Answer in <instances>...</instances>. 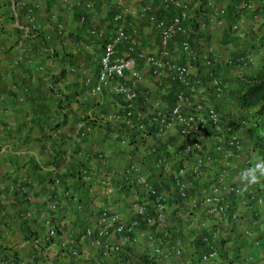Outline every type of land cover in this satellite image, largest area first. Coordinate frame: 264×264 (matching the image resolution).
<instances>
[{
	"label": "crops",
	"instance_id": "1",
	"mask_svg": "<svg viewBox=\"0 0 264 264\" xmlns=\"http://www.w3.org/2000/svg\"><path fill=\"white\" fill-rule=\"evenodd\" d=\"M183 1L189 8L185 24L193 30L192 49L196 55L204 53L201 41L214 49L218 56L212 67L215 74L220 70V62L238 60L250 52L240 48L233 50L232 57L224 58L221 51L230 38L225 29L208 25L197 33L191 25L192 20L205 19L206 15L198 10L206 0ZM243 1H228L232 2L228 11L233 3ZM71 2L72 6L61 0H0V264H68L63 248H75L79 255L72 261L76 264H118L113 252L104 254L85 232L98 228L102 209L119 213L126 223L135 219L132 206L145 201L138 192L119 185L122 171L132 161L142 164L143 176L150 182L161 181L153 176L159 155H167L172 167L177 165L171 152L177 141L176 133L164 143L151 135L141 138L135 134L133 142L123 145L120 140L127 129L105 119L109 113H122L121 98L107 89L97 95L91 93L97 81L103 44L115 34L113 17L121 7L130 9L123 21L126 33L140 42L138 49L156 55L158 31L148 23L146 14L144 17L140 14L148 9L147 13L166 19L176 11L166 7L162 0ZM88 4L90 9L86 8ZM253 6V11L245 15L247 38H231L244 42L249 34V43L259 48L262 35L254 34L264 29V21L259 17L264 0L254 1ZM211 13L218 15L216 10ZM228 16L230 19L231 15ZM127 47V41L117 45L118 54L125 56ZM176 47L174 40L170 44L173 59L179 55ZM259 62L248 71L255 72ZM236 65L234 62L228 66L226 78L235 76L231 68ZM139 66L144 84L138 88L135 107L136 113L147 114L151 100L161 97L171 102L172 84L167 75L157 81L142 62ZM190 67L192 78L198 79L196 62L191 61ZM87 79L90 83L85 85ZM205 95L221 114H226L224 111L230 108L225 104L226 93L219 100L209 90ZM146 98L148 103L144 101ZM223 117L222 120H230ZM151 148L159 149L158 153L151 154ZM245 153L255 157L248 148ZM233 174L229 179L235 182ZM171 190L170 187L162 190L168 196L167 221L170 228L174 226L171 231L182 232L178 240L183 256L161 259L163 264H213L200 260L203 250L199 241L202 233L197 227L200 220L207 223L222 247L221 256L216 259L218 264H264V205L238 208L235 223L209 219L203 207L193 210L190 217L177 208ZM253 191L264 198V184L247 190L248 194ZM52 204L56 205L55 210L51 209ZM47 221L56 229L52 238L48 236ZM146 229L164 249L169 248L166 232L156 226ZM128 239L127 235H112L104 238L103 243L120 246L129 254L146 249L145 243L133 245Z\"/></svg>",
	"mask_w": 264,
	"mask_h": 264
},
{
	"label": "built area",
	"instance_id": "2",
	"mask_svg": "<svg viewBox=\"0 0 264 264\" xmlns=\"http://www.w3.org/2000/svg\"><path fill=\"white\" fill-rule=\"evenodd\" d=\"M65 4L72 6L71 0H61ZM228 0L218 2L206 0L204 8L218 11V15L208 17V25H213L219 29H225L226 21L223 17ZM166 7H172L176 11L169 18L162 19L155 13H147L144 10L140 15L158 31V54H154L145 49H138L140 42L134 35H128L125 31L123 21L130 14L129 7H121L120 11L113 17L116 24L115 34L103 45L102 53L99 56V72L96 83L91 88L93 95L100 94L107 89L111 94L121 98L123 104L119 107L122 110L109 113L105 116L108 122H118L142 137L148 136V129L153 128V137L160 142H167L172 133H176L177 141L171 147L172 157L177 159V165L173 169L170 158L164 155L156 158L155 173L162 171L172 175L173 189L178 198L185 201L188 212L187 216H192V212L199 207L207 218L228 221L235 223L238 221V208H254L264 205V198L259 192L253 191L248 194L241 189L238 180L240 171L250 164L252 159L246 155L245 148L236 133L223 124L219 110L211 103L205 95L206 88L200 79H193L191 74V61H196V54L191 45V27L185 22L188 17V5L183 0H162ZM77 5V3L75 4ZM87 9L91 5H86ZM241 8L251 10L252 2H245ZM200 23V30L208 26ZM231 35L242 39L245 36V19L241 16L230 27ZM93 35L97 33L91 31ZM101 37V34H98ZM176 38L177 52L176 59L172 58L170 44ZM127 41V54H118L117 45ZM203 48L201 55V65L208 74V84L214 99H223L228 85L218 79L212 71L215 59L218 57L214 49L200 42ZM143 63L148 67L151 76L159 81L167 75L171 83L177 88L173 91V101L168 103L158 97L151 100L149 112L136 113L135 104L138 101V88L144 84V74L139 66ZM247 66L253 62L252 56H242L238 60L226 59L225 64L232 66ZM90 83V79L85 81V85ZM148 103V99L144 100ZM145 103V104H146ZM120 143L126 145L127 137H122ZM156 148H151L150 153L155 154ZM234 173L235 182L229 177ZM210 175L212 177H210ZM125 185L140 188L144 203H135L132 206L134 216L144 217L142 221L147 228L156 226L160 231L170 228L167 221V210L169 208L168 196L163 192H158L152 182L146 179L142 173V164L139 161H132L122 171ZM212 178V179H209ZM190 191L192 193H190ZM152 201L154 214L146 213V206ZM52 210L56 205L52 204ZM48 225V236L54 237L56 229ZM197 227L202 233L201 241L205 250L200 256L202 262L217 263V258L221 256V246L207 223L203 220L197 222ZM86 236L93 237L94 246L101 248L104 254L113 251L119 252L121 247H112L103 243L104 238L112 235H127L128 241L133 245L146 243L152 248L154 254L164 260L181 259L183 248L179 240L172 243L169 248L161 249L148 232L139 228V221L135 218L130 223H126L117 212H110L102 209L98 218V228L88 229ZM246 234H250L246 231ZM65 245V244H64ZM62 244V246H64ZM72 255L78 256L77 251ZM120 264V263H118Z\"/></svg>",
	"mask_w": 264,
	"mask_h": 264
},
{
	"label": "trees",
	"instance_id": "3",
	"mask_svg": "<svg viewBox=\"0 0 264 264\" xmlns=\"http://www.w3.org/2000/svg\"><path fill=\"white\" fill-rule=\"evenodd\" d=\"M228 1H230V0H228ZM244 1H246L247 3L249 1L253 3L256 0H244ZM244 1H243V4L245 3ZM233 2H235V1H233ZM231 3L232 2H228V6L225 8V10H224L225 13L223 15V17L225 18V21H226V27H225L224 32L229 37H232L231 29H230L231 25L233 23H235L243 15H244V19L246 22V20H247L245 18L246 12H251V11H253V8H254V6H253V8L251 10L245 11L243 8H241V6L243 4L242 3L240 4V2L239 3L237 2V3H233L231 9L228 11V7L230 6ZM203 5H205V4H203ZM203 5L200 6V10H198V11L206 15L205 19L203 20V22H199V21L197 22V21L192 20V24H191L197 33L200 30V26H199L200 23H205L208 25V17L210 15H212L211 10L208 11L206 8H203ZM229 14L231 15L230 19L228 16ZM259 17H260V20L264 21V9H262L259 12ZM191 38L189 40H191ZM245 38H246V32H245V36L241 40H243ZM179 39L180 38H176L175 39L176 42H178ZM107 42H108V40L105 41L104 44H106ZM258 42L260 43L259 48H257L256 46L253 47V45H251L253 47V50H255V53L257 52L256 56H261L258 69L253 73L251 71H248V72L246 71L244 75L236 77L233 84L231 85V87H229V89L226 90L225 104L227 106H229V104H232L233 109H235L237 111V113L235 114V117H231L226 112L227 115L225 117H227V119H230L229 120L230 122L225 120V118L223 117L224 118L223 124L227 128H230L233 133H236L238 135V137L240 138V140L242 141V143L244 145L245 150H246V148H248V151L254 153L255 158H258L257 160L264 159V37L259 39ZM190 45H192L191 42H190ZM256 49H257V51H256ZM201 55H196V61H195L196 67L198 70V74L201 75L202 73H204V75L206 76L208 74V72H206L205 69L203 68V66L201 65ZM243 56H252L253 62L247 66L236 65L237 67L244 69L248 66L255 65L256 57L253 54V52L244 54ZM213 73L215 74L214 71H213ZM215 76H216V74H215ZM199 78H200V76L198 75V79ZM171 84H172L171 89H172V91H174L177 88V86L173 83H171ZM170 101H171L170 103H172L173 99H170ZM220 114H221V112H220ZM224 114H221V116ZM120 125H121V127H124L125 129H127V133L124 134L123 137H127L129 143L134 141L133 135H135V134L139 135V137L142 138L141 134L135 133L132 130L128 129L124 123L120 124ZM153 134H154L153 128H149L148 129V135L153 136ZM158 151H159V149L155 150V152H156L155 154H157ZM160 156L161 155H159V157ZM164 156L168 157L167 155H164ZM175 167L176 166H174L173 169ZM154 171H156V170H154ZM153 176L155 178L157 177V179L161 178V181L152 182V184L154 185L156 190L158 192H162L163 189L166 190L169 187L172 188V190L170 191V194L174 197L177 208H179L183 212L187 213L188 207H186L185 201L178 198L176 192L173 189L172 175L170 173H164L162 171H159V172L153 174ZM122 179L123 178L121 177L120 178V184H119V185H121V187H123L124 189H126V188L127 189H129V188L133 189L134 191L138 192V196L140 198L143 197L140 188H134L133 186L125 185V183L123 182ZM79 181H80V179H79ZM190 193H192V192L190 191ZM146 213L150 216L154 214V206H153L152 201H149V204H147ZM135 218L139 221V228L146 230L147 227L144 224V222L142 221V219L144 217L136 216ZM172 228H168V229H166V231H164L169 235V239H170L169 244H172L176 240H178L180 237V234L182 233L179 229L171 231ZM153 239H154V242L161 249H164L163 245H161L157 241V239H155L154 237H153ZM199 241H200L201 247H203V250H202V252H203L205 250L204 244L202 243L201 238ZM217 242H219V241H217ZM144 245H145L144 247L146 249L141 250V251H134L131 254H129L128 250H125V249H120L119 252L113 251V253L112 252H110V253H112L115 256V258L117 259V262L120 264H163V262L161 261V258L156 256L154 254V252L151 251L152 248L149 247L146 243ZM71 249L72 248H70V250L68 248L67 249L63 248L62 251L67 252V257L69 259L68 264H76L72 261V259H74V257H75L74 255H72V252L76 251V250H75V248H74V250H71ZM83 264H85V263H83Z\"/></svg>",
	"mask_w": 264,
	"mask_h": 264
},
{
	"label": "rangeland",
	"instance_id": "4",
	"mask_svg": "<svg viewBox=\"0 0 264 264\" xmlns=\"http://www.w3.org/2000/svg\"><path fill=\"white\" fill-rule=\"evenodd\" d=\"M227 35V34H226ZM254 35H256L257 37L258 36H260V35H262V38L264 37V29H262V30H260V31H258V34H254ZM228 36V35H227ZM255 36V37H256ZM229 37V36H228ZM246 38H247V35H246ZM251 36L248 34V39H246L244 42H238V41H235L236 39H233V38H228L227 40H226V47H225V49H222L221 48V46H219L221 49H222V54H223V57L224 58H229V57H232L231 55V53L232 52H234L233 50H235V51H237L238 49H240L241 48V50H244V49H249V51L250 52H253V54L255 55V57H256V63L257 62H259L260 61V57L261 56H256V53H255V50H253V47L251 46V44L249 43V42H251ZM227 45H231V46H233V47H227ZM255 49V48H254ZM228 52V53H227ZM250 52H248V53H250ZM226 53V54H225ZM255 63V64H256ZM220 64H221V67H220V70L219 71H216V77L218 78V79H220L223 83H225V84H227L228 85V89H229V87H231V85L233 84V82H234V80H235V76L236 75H238V77L239 76H241V75H244L245 74V72L246 71H248L249 69H252V68H254L255 67V65H252V66H248V67H246V68H244V69H241V68H239V67H237V66H233L232 68H231V70L233 71V74L235 75V76H233V78L231 77V78H226V69L228 68V66L225 64V63H223V62H220ZM198 73V72H197ZM201 81H202V85L206 88V90L208 91H210V88H209V80L206 78V76L204 75V73H202L201 75H200V78H199ZM205 84H207V85H205ZM211 92V91H210ZM229 106H231L227 111H225V112H227V114L229 115V116H231V117H235V114L237 113V111L235 110V109H233V105L232 104H229ZM223 112V111H222ZM227 114H224L223 116L225 117V115H227ZM251 157V159H252V161H256L257 159L255 158V157H253V156H250Z\"/></svg>",
	"mask_w": 264,
	"mask_h": 264
},
{
	"label": "clouds",
	"instance_id": "5",
	"mask_svg": "<svg viewBox=\"0 0 264 264\" xmlns=\"http://www.w3.org/2000/svg\"><path fill=\"white\" fill-rule=\"evenodd\" d=\"M238 180L243 191L264 184V159L256 160L242 169L238 175Z\"/></svg>",
	"mask_w": 264,
	"mask_h": 264
}]
</instances>
